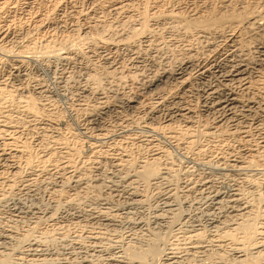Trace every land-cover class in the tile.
<instances>
[{"label":"rangeland","instance_id":"1","mask_svg":"<svg viewBox=\"0 0 264 264\" xmlns=\"http://www.w3.org/2000/svg\"><path fill=\"white\" fill-rule=\"evenodd\" d=\"M10 1L8 2L11 3L9 4L11 7L4 10L5 12H0V33L9 27L7 31L5 30V39L0 40V80L7 81L5 82L6 91L13 95L0 98L2 99L0 101V109L2 108L0 110V150L3 147L2 143L10 144L5 145L3 147H6L5 149L2 148L3 152L9 150L7 153L18 150L16 148L20 150L25 145V151L30 153L32 159L30 168L28 164H25L24 159L22 160L24 157L15 152L12 161L10 159L8 163L3 164L0 161L2 177H0L2 179H0V234L4 233L3 231L11 232L9 242L0 244V250L4 249L0 252V264H38V262H29L28 256L26 258L27 247L32 242H37L36 244L44 250L47 249L46 254L53 255L49 258L50 260L40 264H106L105 259L111 255V252H121L127 247L143 252L153 244L156 249L158 248L159 253H163L165 249H172L176 256L179 255L178 264H233L228 241L220 234L227 227H236V223L242 220L240 217L229 218L228 214L238 213L237 208L238 210L247 208L249 218L253 215L258 220L264 234V149L257 150L255 147L264 135V124L256 127L257 129L255 126L246 125L247 144L240 139L239 133L234 132L236 135H229L232 122L223 124L217 134L209 137L203 134L204 126L211 127L215 118L197 108V101L205 99L201 91L204 85L213 81L212 79L201 82L191 81L184 92L179 91L172 80H166L159 83L150 93L144 94L143 99H139L141 101L139 105L128 110L119 109L113 97L125 93L130 96L137 94L142 82L155 75L156 71L166 67V69L171 68L177 61L180 63L184 47L189 43L192 47L195 45L193 49L198 50V55L202 53V56L199 55L201 59L209 57L203 53L212 54L215 50L213 47L218 46L220 47L216 50L225 55L224 50L227 48L225 49L224 46L226 45L219 38L210 37L203 47H200L201 43L197 45L195 38L199 36L193 29L184 30L182 27L184 21L202 12L205 13L207 9L208 12L213 10L223 12L233 8L236 10L245 3H247L246 6L249 4L248 7L252 11L259 10L258 8L263 6L262 9L260 8V11H263L264 2L248 0V3L247 0H240L241 5L239 0H58L60 4L57 3L55 6L58 9L54 10L53 0ZM113 2L128 4L125 3L127 6L120 8L119 10H122L120 12L114 10ZM230 2L232 6L235 5L233 8ZM251 3L254 6L258 5L254 7ZM30 5H33L32 8ZM38 16L44 18L40 19ZM37 18L40 19L41 25L36 24ZM141 21L146 28H149L147 31L144 27L146 37L143 34H136V31L141 28ZM7 22L10 25L6 24V26ZM93 24L95 26H92ZM89 25L90 29L92 28L91 31ZM83 32L87 33H85L87 37ZM256 35H253V32L241 34L240 44H243L244 52L249 51L245 53V57L250 60L251 65L255 63L253 60L258 58L255 51L251 50L262 39L260 38L262 36ZM45 43L52 47L53 55L44 48ZM210 44L213 46L212 51L211 47L210 49L207 47ZM67 51H72V54L70 53V58L66 61H60L56 57L55 53L64 55ZM262 73L259 71L253 76L257 80L261 77L263 79ZM257 87L258 85L255 88ZM20 89L23 94L18 92ZM259 89L260 87L255 90ZM255 90L251 91L255 92ZM83 92H89L91 95H85ZM100 92L106 95L108 105H113L106 114L104 111L98 114L95 111L92 112V107H96L95 94ZM26 95L34 101L40 113L38 116L33 117L23 113L20 102L23 103L21 100H24ZM176 97H181L179 105H188L193 109L195 107L193 112H196V116L193 115L192 119L196 122L191 120L190 125L193 126L189 127V131L187 130L190 139L187 133V137L185 135L171 140L165 134L166 132L154 131L157 128L155 126L166 121L165 110L172 108L171 103L177 100ZM183 98L186 99L183 100ZM160 99L164 100L162 104ZM143 104L153 107L158 122L156 118L153 120L147 116ZM2 115H6V118ZM89 116L93 118L91 124L85 120ZM174 123L175 128L179 125L181 127V123ZM229 124L230 126H227ZM12 140L14 144L10 143ZM11 146L16 150L14 148L11 150ZM250 148L258 151L259 154L255 151L254 157L248 158L247 152ZM239 155L241 158L238 157ZM15 156L20 160H16ZM46 157H50V160L48 158L46 159L48 161L43 163L41 160ZM118 158L121 159L120 162ZM154 158L157 159L159 172H163L159 174L158 179L156 177L149 183L136 180L137 184L136 182L134 185L130 184V177L134 175V172L140 169L143 163ZM235 158L243 164L231 167L225 163L227 161H224ZM64 162L69 163L68 166L64 165ZM10 163L18 166L19 170L16 173L10 174V171L5 168V164L10 165ZM21 163L24 164L21 165ZM239 165L242 166L239 167ZM73 181L78 183L76 187H72ZM2 182H4L3 185H1ZM207 185L210 187H206ZM132 191L136 201L129 197L128 193ZM166 192L172 193L171 199ZM214 194L222 197V202L216 206L217 208L220 206L219 209L214 206L207 207ZM230 196L239 198L236 201V208H231L232 206L227 203L226 199ZM165 198H169L168 204L177 208L178 217L171 218L172 215L165 211ZM17 205L21 207L20 211L24 210L21 211L22 220L11 219L13 217L9 210L11 211ZM88 210H93L101 220L103 215H107L108 219H112L114 227L92 221L90 218H83L85 211ZM156 217L160 223L155 224L152 221ZM211 222H215L216 226H213L214 223L211 225ZM135 225L141 229L133 227ZM194 228H203L200 231L202 242L200 240L196 242L193 239L185 240V232L190 234L189 231ZM217 239L224 240L225 244L221 246V249L216 246ZM197 243H200V246ZM192 245H198L200 249L196 251L191 247ZM159 256L147 260L145 264H161ZM156 259L157 261H151ZM261 262L264 263V260L259 263Z\"/></svg>","mask_w":264,"mask_h":264},{"label":"bare ground","instance_id":"2","mask_svg":"<svg viewBox=\"0 0 264 264\" xmlns=\"http://www.w3.org/2000/svg\"><path fill=\"white\" fill-rule=\"evenodd\" d=\"M1 4H0V12L4 11V10H7L9 7V4H11L10 0H0ZM10 1V2H8ZM30 1V0H29ZM35 1V0H34ZM61 1V0H60ZM79 1V0H78ZM112 1V0H111ZM118 1V0H116ZM123 1V0H122ZM127 1V0H126ZM131 1V0H130ZM129 1V2H130ZM134 1V0H133ZM244 1V0H242ZM25 2V1H24ZM41 2V1H40ZM59 1L58 0H53L52 1V8L54 10H57L58 8L55 6ZM88 2V1H87ZM100 2V1H99ZM121 2V1H120ZM145 2V1H144ZM248 2V0H247ZM251 2V1H250ZM253 2V1H252ZM257 2V0H256ZM262 2H264V0H262ZM261 2V4H263ZM15 3V2H14ZM14 3H12L14 5ZM32 3V2H31ZM108 3V2H107ZM127 3V2H125ZM121 4L119 2H113L114 6H115V9L114 10H119L120 8L122 7H125L127 6V4ZM133 3V2H132ZM131 3V4H132ZM229 3V1H228ZM237 3V2H235ZM239 3H240V0H239ZM237 3V4H239ZM249 3V2H248ZM26 4V3H25ZM40 4V3H39ZM47 4V3H46ZM60 4V3H58ZM91 4V3H90ZM99 4V3H98ZM241 4V3H240ZM247 4V3H245ZM242 5V7H240L239 9H234L233 6H235L233 4V6L231 5V2H230V5L232 6L233 9H228L226 11L222 10L220 12H216L214 11H207L205 13H200L198 14L197 16L195 17H192L191 19L187 20V21H184V26L183 29L185 30H190V29H193L195 31V33L197 34V38H195L197 41V45H199L200 43L202 44V46L200 47H203L205 45L203 44H207L208 41H209V38L211 37L212 39H214V37H216L217 39L219 38L220 40H222L226 46H224V48L226 47L227 50H224L226 51L225 55L223 56L222 54L219 53L218 50H216L217 48L216 47H213L210 45H207V47H211V51H212V47L215 48V50H213L212 54L211 53H203V54H207L209 55V57H205L203 59L199 58L200 56H202L201 54L198 55V50L196 51L195 49H193V47L195 46H190L192 44H187L184 48V53L180 59V63H178V61L176 62L175 65H173V67L171 68H162V69H157L159 71H156L155 75L153 74L151 77L147 78L146 80H142V84H141V87L140 89L138 90V93L135 94V95H129V94H122L121 96H114L113 98L116 100V104H117V107L119 109H127L128 108H135L136 105H139L141 101H139L140 98H142V96H144V94H148L151 92V90L155 89L157 87V85L159 83H163L164 81L166 80H172L173 84L176 86V88L181 91V92H184L186 87L188 86L189 82L191 81H197V82H201V81H205V80H208V79H212L213 81L209 84L207 83L206 85L203 86V89L201 91L202 95L205 96V99L202 100V101H197V108H199L200 110L204 111V112H207L209 113V115L211 116H214V121L211 125V127H205L204 126V132L203 134H206V136L208 135V137L210 135H214L215 133L217 134V131H219V129L223 126V124L225 123H229V122H232V126L229 127L231 128V130L229 131V135L231 136L232 134L233 135H236V133H239V137L240 139L243 141V143H246L247 144V141H248V132L246 131L247 129H245L247 126H255V129H257L256 127H259L261 124H264V78L262 79H258L257 78H254V74L256 73H259L260 72H263L262 74L264 75V10L263 11H260V8L262 9V7H259L257 9H253L254 11H252L248 5ZM256 4V3H255ZM16 5V4H15ZM111 5V4H110ZM251 5L254 6V4L251 3ZM258 5V4H257ZM257 5H255L254 7H257ZM31 6V5H30ZM33 6V5H32ZM31 6V8H32ZM130 6V4H129ZM128 6V7H129ZM138 6V5H137ZM198 6V5H197ZM215 6V4H214ZM221 6V5H220ZM229 6V5H228ZM230 6V8H231ZM239 6V5H237ZM15 8V6H12ZM28 7V6H27ZM132 7V6H131ZM213 7V6H212ZM216 7V6H215ZM253 7V8H254ZM26 8V7H25ZM45 8V7H44ZM113 8V7H112ZM127 8V7H126ZM125 8V9H126ZM136 8V7H135ZM197 8V7H196ZM214 8V7H213ZM225 8V7H223ZM238 8V7H237ZM252 8V7H251ZM27 9V8H26ZM34 9V7H33ZM111 9V8H110ZM227 9V8H226ZM29 10V9H28ZM124 10V8H123ZM138 10V9H137ZM196 10V9H195ZM256 10V11H255ZM10 10H8L9 12ZM13 11V10H12ZM15 11V10H14ZM13 11V12H14ZM27 11V10H25ZM32 11V10H31ZM59 11V10H58ZM61 11V10H60ZM72 11V10H71ZM120 12L122 10H119ZM144 11V9H143ZM5 12V11H4ZM29 12V11H28ZM33 12V11H32ZM31 12V13H32ZM52 12V11H51ZM50 12V13H51ZM12 13V12H11ZM49 13V14H50ZM89 13V12H88ZM119 13V12H118ZM157 13V12H156ZM5 14V13H4ZM3 14V15H4ZM28 14V13H27ZM26 14V15H27ZM33 14V13H32ZM42 14V13H41ZM145 14V13H144ZM153 14V13H152ZM2 15V16H3ZM9 15V14H8ZM14 15V14H13ZM39 15V14H38ZM87 15V14H86ZM174 15V14H173ZM172 15V16H173ZM1 16V15H0ZM43 16V15H42ZM41 16V18H42ZM88 16V15H87ZM177 16V15H176ZM194 16V15H193ZM17 17V16H16ZM39 17V16H38ZM149 17V16H148ZM154 17V16H153ZM4 18V17H3ZM9 18V17H8ZM40 18V17H39ZM40 18V19H41ZM44 18V17H43ZM42 18V19H43ZM85 18V17H84ZM147 18V17H146ZM163 18V17H162ZM190 18V17H189ZM11 19V18H10ZM14 19V17H13ZM36 19V18H35ZM38 19V18H37ZM40 19H38L36 21V24L37 23H40ZM143 19V18H142ZM2 20V19H1ZM4 20V19H3ZM19 20V19H18ZM46 20V19H45ZM44 20V22H45ZM57 20V19H56ZM174 20V19H173ZM13 20H11L12 22ZM90 21V20H89ZM2 22V21H1ZM4 22V21H3ZM24 22V20H23ZM56 22V21H55ZM144 22V21H143ZM43 23V22H42ZM48 23V22H47ZM10 25V23L8 24L5 23V25ZM24 24V23H23ZM44 24V23H43ZM56 24V23H55ZM141 28L138 29L135 33L136 34H143L144 37H146V31L144 29L145 25L144 23H142L141 21ZM6 25V26H7ZM13 25V24H12ZM27 25V24H26ZM38 25H41L38 24ZM156 25V24H155ZM176 25V24H175ZM178 25V24H177ZM5 26V27H6ZM14 26V25H13ZM35 26V25H34ZM92 26H95L94 24ZM91 26V27H92ZM123 26V25H122ZM38 29H39V26H37ZM36 27V28H37ZM9 28V27H8ZM6 28L5 30L7 31ZM12 28V27H11ZM16 28V27H15ZM21 28V27H20ZM35 28V29H36ZM42 28V27H41ZM46 27H44L45 29ZM146 28V27H145ZM43 29V28H42ZM48 29V28H47ZM50 29V28H49ZM89 29H90V25H89ZM89 29H86L87 31H89ZM92 29V28H91ZM90 29V31H91ZM147 31H148V27L146 28ZM2 30V29H1ZM5 30L4 32L0 33V40L2 39H5ZM15 30V29H14ZM46 30V29H45ZM79 30V29H78ZM78 30L76 32H78ZM85 30V29H84ZM136 30V29H135ZM172 30V29H171ZM150 31V30H149ZM10 32V31H9ZM56 32V31H55ZM80 32V31H79ZM190 32V31H189ZM193 32V31H191ZM243 32H249L250 34L253 32V35L257 34L256 36H262L260 38L261 41L260 42H257L253 49L251 51H255L256 53V60H253V62H255L253 65H251L250 63V60H248L246 57H245V53H249L248 50H245V52L243 51L244 48H243V44H240L241 43V34ZM86 32H83L84 36L87 37V33L85 34ZM149 33V32H148ZM9 34V33H8ZM52 34V33H51ZM138 34V35H139ZM145 34V35H144ZM196 34H193V35H196ZM102 35V34H101ZM188 35V34H187ZM46 36V35H45ZM76 36V35H75ZM74 36V37H75ZM83 36V37H84ZM97 36H100V35H97ZM63 37V36H62ZM73 37V38H74ZM153 37V36H152ZM156 37V36H155ZM256 37V38H257ZM18 38V37H17ZM90 38V37H89ZM122 38V37H121ZM154 38V37H153ZM243 38V36H242ZM15 39V38H14ZM68 39V37H67ZM76 39V37L74 38ZM78 39V38H77ZM81 39V38H80ZM79 39V41H81ZM85 39V38H83ZM87 39V38H86ZM109 39V38H108ZM244 39V38H243ZM259 39V38H258ZM50 40V39H49ZM48 40V41H49ZM88 40V39H87ZM99 40V39H98ZM150 40V39H149ZM245 40V39H244ZM7 41V40H6ZM51 41V40H50ZM61 41V40H60ZM73 41V40H72ZM86 41V40H85ZM100 41V40H99ZM102 41V40H101ZM107 41V40H106ZM148 41V40H146ZM212 41V40H211ZM216 41V40H215ZM9 42V41H8ZM65 42V41H64ZM63 42V43H64ZM70 42V41H69ZM75 42V41H74ZM91 42V41H90ZM96 43V41H93V43ZM112 42V40H111ZM149 42V41H148ZM222 42V43H223ZM253 42V41H252ZM5 43V42H3ZM59 43V42H58ZM76 43V42H75ZM78 43V42H77ZM86 43V42H85ZM147 43V42H146ZM212 43V42H211ZM215 43V42H214ZM34 44V43H33ZM46 45H44V48L47 49L49 51L50 54H54V52L52 51V47L49 46L48 43H45ZM72 44V43H71ZM84 44V43H83ZM87 44V43H86ZM149 44V43H148ZM153 44V43H152ZM200 44V45H201ZM250 44V43H249ZM248 44V45H249ZM2 45V43H1ZM75 45V44H73ZM72 45V46H73ZM95 45V44H94ZM150 45V44H149ZM162 45V44H161ZM213 45V44H212ZM216 45V44H214ZM6 46V45H5ZM62 45L60 44V47ZM93 46V44H92ZM159 46V45H158ZM217 46V45H216ZM245 46V45H244ZM56 47V46H55ZM58 47V45H57ZM56 47V48H57ZM63 47H64V44H63ZM156 47V46H155ZM207 47H204V48H207ZM27 48V46H26ZM29 49L31 47H28ZM54 48V47H53ZM78 48V47H77ZM122 48V47H121ZM153 48V47H152ZM196 48V47H195ZM198 48V47H197ZM225 48V49H226ZM243 48V50H242ZM4 49V48H3ZM55 49V48H54ZM59 49V48H58ZM68 49V48H66ZM79 49V48H78ZM110 49V48H109ZM156 49V48H155ZM202 49V48H201ZM210 49V48H209ZM33 50V49H31ZM56 50V49H55ZM203 50V49H202ZM222 50V49H221ZM94 51V50H93ZM158 51V50H157ZM206 51V50H205ZM81 53V51H79ZM210 52V51H209ZM244 52V53H243ZM72 54V51H67V53H65L64 55H61V54H57L55 53L56 57L60 60V61H66L67 59L70 58V55ZM75 53V52H74ZM148 53V52H147ZM182 53V52H181ZM222 53V52H221ZM254 53V52H253ZM79 54V53H78ZM211 54V56H210ZM75 55V54H73ZM97 55V54H96ZM152 55V54H150ZM76 56V55H75ZM136 56V55H135ZM17 57V56H16ZM105 57V56H104ZM138 57V56H137ZM149 57V56H148ZM82 58V57H81ZM73 59V58H72ZM143 59V58H142ZM251 59V58H250ZM112 61V60H110ZM135 61V59L133 60ZM137 61V60H136ZM143 61V60H142ZM252 61V60H251ZM18 62V61H17ZM68 62V61H67ZM66 62V63H67ZM108 62V60H107ZM115 62V61H114ZM18 63H21V62H18ZM64 63V62H63ZM143 63V62H142ZM13 64V63H12ZM109 64V63H108ZM4 65V64H3ZM112 65V64H111ZM138 65V64H137ZM142 65V64H141ZM21 66V65H19ZM13 67V66H12ZM16 67V65H15ZM109 67V66H108ZM123 68V67H122ZM121 68V69H122ZM2 69V68H1ZM6 69V68H5ZM89 69V68H88ZM137 69V68H136ZM12 70V69H11ZM10 70V71H11ZM21 70V69H20ZM123 70V69H122ZM129 70V68H128ZM127 70V71H128ZM86 72V71H85ZM21 73V72H20ZM88 73V72H87ZM153 73V72H152ZM3 74V73H2ZM18 74V73H17ZM90 74V73H89ZM254 75V76H253ZM18 76V75H17ZM89 76V75H88ZM130 76V75H129ZM259 76V75H258ZM262 76V75H261ZM136 77V76H135ZM132 78V77H131ZM7 82V81H5ZM5 82L4 81H1L0 80V98L3 99V97H9V95H11L8 91H6V85H5ZM165 85V84H164ZM170 85V83H169ZM258 85V87H260L259 90H255V89H258L255 88L256 86ZM106 86V85H105ZM136 86V85H135ZM162 86V85H161ZM205 87V88H204ZM21 88V87H20ZM172 88V87H171ZM175 88V89H176ZM191 88V87H190ZM8 89V88H7ZM164 89V88H163ZM168 89V88H167ZM10 90V89H9ZM89 90V89H88ZM170 91V89H168ZM187 90V89H186ZM251 90H255V92L251 91ZM18 91V90H17ZM18 92H21V94H23L20 89V91ZM29 93V92H28ZM85 95L87 94H90L89 92H83ZM134 93V92H133ZM136 93V92H135ZM156 93V92H155ZM169 93V92H168ZM175 93V92H174ZM187 93V92H186ZM185 93V95H186ZM189 93V92H188ZM187 93V94H188ZM131 94V93H130ZM13 95V94H12ZM91 95V94H90ZM88 95V96H90ZM168 95V94H167ZM246 95V97H245ZM20 96V95H19ZM32 96V95H31ZM94 96V95H93ZM151 96V95H150ZM179 96H181L179 94ZM11 97V96H10ZM21 97V96H20ZM165 97V95H164ZM163 97V98H164ZM245 97V99H243ZM23 98V97H22ZM20 98V99H22ZM95 98H96V107H92V112H96L98 114L101 113V112H109L112 108L113 105L109 106L108 105V102H107V97L106 95H103L101 92L100 93H96L95 94ZM109 98V97H108ZM153 98V97H152ZM162 98V97H161ZM181 97H176V101L174 103H171L173 104L172 105V108H167L165 110V113H166V121L164 122H159L160 125H157L155 127L157 128H153L154 131H157V132H166L165 134L169 136V138L172 140L173 138H177L178 137H181V136H185L186 133H187V130L189 131V127L191 126L190 124H192L191 120L193 121L192 117L193 115H195V113L193 112L195 110V107L193 109V107H189L188 105H179L181 102ZM0 99V101L2 100ZM34 99V98H33ZM82 99V98H80ZM85 99V97H84ZM87 99V97H86ZM143 99V98H142ZM150 99V98H149ZM186 99V98H185ZM183 98V100H185ZM161 100V104L162 102L164 101L163 99H160ZM7 101V100H6ZM23 101V103L20 102V104L22 105L21 109L23 111V113H27V114H30L31 116L33 117H36L38 116L40 113H39V110L38 108L36 107L34 101L32 100V98L30 96H25L24 97V100H21ZM149 101V100H147ZM158 101V100H157ZM144 102V101H143ZM184 102V101H183ZM83 103V102H81ZM80 103V104H81ZM147 103V102H146ZM160 103V102H159ZM158 103V104H159ZM145 104V103H144ZM143 104V105H144ZM146 105V104H145ZM145 113L147 114V116L151 119H155L156 118V115H154L156 112L154 111L153 107L152 106H145ZM151 105V104H150ZM166 105V104H165ZM164 105V106H165ZM170 105V104H169ZM20 106V105H18ZM84 106V105H83ZM154 106V105H153ZM159 106V105H158ZM1 107V106H0ZM139 107V106H138ZM141 107V106H140ZM169 107V106H168ZM2 109V108H1ZM0 109V110H1ZM19 109V108H18ZM138 109V108H137ZM79 110V109H78ZM116 110V109H115ZM140 110V109H139ZM118 111V110H117ZM133 111H136V110H133ZM8 112V111H7ZM42 112V111H41ZM113 112V111H112ZM122 112V111H121ZM137 112V111H136ZM1 113V112H0ZM89 113V112H87ZM128 113V112H127ZM194 113V114H193ZM4 114V113H2ZM7 115V113H5ZM124 114V113H122ZM5 115V116H6ZM9 115V114H8ZM22 115V114H21ZM115 115V114H114ZM3 116V115H2ZM3 116V117H5ZM10 116V115H9ZM118 116V115H117ZM196 116V115H195ZM86 117V116H85ZM159 117V116H158ZM207 117V116H206ZM6 118V117H5ZM8 119H11L10 117H7ZM164 118V116H163ZM162 118V119H163ZM144 119V118H143ZM5 120V119H4ZM3 120V122H4ZM89 124H91L90 122L93 121V118H91V116H89L87 119H85ZM97 120V119H96ZM199 120V119H198ZM156 121H157V118H156ZM86 122V123H87ZM158 122V121H157ZM174 122H178V123H181V127L180 125L175 128L173 126V124H175ZM194 122V121H193ZM196 122V121H195ZM194 122V123H195ZM198 123V122H197ZM205 123V122H204ZM4 124V123H3ZM151 124V123H150ZM211 124V123H210ZM209 124V125H210ZM9 125V124H8ZM195 125V124H194ZM200 125V124H199ZM203 125V124H202ZM247 125V126H246ZM172 126L174 127L172 129ZM193 126V125H192ZM191 126V127H192ZM208 126V124H207ZM225 126V125H224ZM227 126H230L227 125ZM226 126V127H227ZM251 126V127H252ZM33 127V126H32ZM154 127V126H153ZM250 127V128H251ZM261 127V126H260ZM264 127V126H263ZM47 128V127H46ZM249 128V129H250ZM36 129V128H35ZM228 129V128H227ZM254 129V128H253ZM5 130V129H4ZM229 130V129H228ZM1 131V129H0ZM15 131V130H14ZM203 131V130H202ZM193 132V131H192ZM191 132V133H192ZM201 132V131H200ZM223 132V131H222ZM227 132V131H226ZM236 132V133H234ZM220 133V132H219ZM190 134V133H189ZM193 134V133H192ZM195 134V133H194ZM228 134V133H227ZM188 135V133H187ZM186 135V137H187ZM228 135V136H229ZM191 136V134H190ZM194 136V135H192ZM229 136V137H230ZM207 137V138H208ZM214 137V136H213ZM234 137V136H233ZM59 138V137H58ZM188 138H189V135H188ZM235 138V137H234ZM13 139V138H12ZM15 139V138H14ZM13 139V140H14ZM181 139V138H179ZM183 139V138H182ZM190 139V138H189ZM188 139V140H189ZM192 139V138H191ZM194 139H195V136H194ZM229 139V138H228ZM237 139L238 136H237ZM260 142L258 141L257 145L255 146L257 150H263L264 149V135L261 136L260 138ZM13 140L12 142L10 141V143L14 144L13 143ZM185 140V139H184ZM187 140V139H186ZM187 140V141H188ZM223 140V139H222ZM6 141V140H5ZM185 141V142H187ZM193 141V140H192ZM195 141V140H194ZM193 141V142H194ZM226 141V140H225ZM238 141V140H237ZM250 141V140H249ZM53 142V141H52ZM62 142V141H61ZM127 142V141H126ZM184 142V143H185ZM191 142V141H190ZM8 143V142H7ZM17 143V142H16ZM188 143V142H187ZM192 143V142H191ZM249 143V142H248ZM9 144V143H8ZM7 144V145H8ZM11 144V145H12ZM56 144L57 143V140H56ZM64 143H62L63 145ZM3 147L5 145L2 143ZM6 145V146H7ZM10 145V144H9ZM22 145V144H21ZM253 145V144H252ZM14 146V145H13ZM19 146V145H18ZM25 146V145H24ZM22 147L20 146V150L19 148H16L18 150L15 149V147H10V149L12 150L13 148L16 150L14 151L15 153L19 154V155H22V160L24 159V162L25 164H28L29 168H30V160L32 159L30 153L26 152L25 151V147ZM64 146V145H63ZM69 146V145H68ZM191 146V145H190ZM1 147V150H0V161L3 163H8L11 159H14L12 156H14L13 154H15L14 152L11 151V153H7L8 151L6 152H3L2 150L5 149ZM9 147V146H8ZM66 147V146H65ZM3 148V149H2ZM76 148V147H75ZM231 148V147H230ZM9 149V148H8ZM29 149V148H28ZM26 149V150H28ZM232 149V148H231ZM76 151V150H75ZM256 150L250 148L247 152V156L248 158H252L254 157V152ZM30 152V151H29ZM54 152V151H53ZM72 152V151H70ZM99 152V151H98ZM245 152V151H244ZM258 152V151H256ZM55 153V152H54ZM53 153V154H54ZM65 153V152H63ZM97 153V152H96ZM16 154V155H17ZM62 154V153H61ZM68 153H66L67 155ZM71 155V153H69ZM232 154V153H231ZM230 154V155H231ZM259 154V152H258ZM64 155V154H63ZM62 155V156H63ZM31 156V157H30ZM68 156V155H67ZM243 156V155H242ZM257 156V155H256ZM17 158V156H15ZM51 157V156H50ZM50 157H46V158H42L43 160V163L44 162H47L49 158L50 160ZM55 157V155H54ZM53 157V158H54ZM72 157V156H71ZM97 157V156H96ZM157 157V156H156ZM234 157V156H233ZM231 157V158H233ZM240 157V155L238 156ZM56 158V157H55ZM54 158V159H55ZM64 158V157H63ZM241 158V157H240ZM247 158V159H248ZM20 160V158H17L16 160ZM67 159V158H66ZM70 159V158H68ZM225 159V158H224ZM239 159V158H237ZM246 159V158H245ZM60 160V159H59ZM119 162H120V158H118ZM116 160V162L118 161ZM157 160V159H156ZM156 160L154 158V160H151V161H146L145 163H141V167L138 166V168L140 167V169H138L137 171L134 172V175H132L130 177V180H131V183L132 185H134V183L136 182V180L138 181H142V182H145V183H149L151 181H154L157 177L158 179V176H160L159 174H162L163 172L161 171V173L159 172V168L157 167V163H156ZM218 160V159H217ZM15 161V160H13ZM39 160V162H41ZM224 161H227L225 162L227 165L231 166V167H234V166H237L238 167V164H243L242 162H239L238 160L235 159H232V160H224ZM246 161V160H245ZM252 161V160H251ZM17 162V161H16ZM66 162V161H65ZM64 162V165L66 164ZM68 162V161H67ZM14 163V162H13ZM33 163V162H31ZM41 163V165L43 164ZM54 163V162H53ZM17 164V163H16ZM19 164V163H18ZM24 164V163H21V165ZM39 164V163H37ZM46 164V163H45ZM69 164V163H68ZM68 164H66L68 166ZM117 164L119 165V163L117 162ZM11 165V166H10ZM10 165H6L5 164V168L8 169L10 171V174L12 173H16L19 169H18V166L17 165H14V164H11ZM116 165V164H115ZM123 165V164H122ZM121 165V166H122ZM1 166V165H0ZM8 166V167H7ZM26 166V165H24ZM23 166V167H24ZM32 166V165H31ZM39 166V165H38ZM44 166V165H43ZM43 166H41L43 168ZM60 166V165H59ZM72 166V165H71ZM242 166V165H241ZM239 165V167H241ZM246 166V165H245ZM249 166V165H248ZM35 167V166H33ZM63 167V165H62ZM61 167V168H62ZM66 167V166H65ZM120 167V165H119ZM137 167V166H136ZM3 168V167H2ZM22 168V167H20ZM28 168V167H27ZM46 168V167H44ZM68 168V167H67ZM79 168V167H78ZM249 168V167H248ZM55 169V168H54ZM60 169V168H58ZM5 170V169H4ZM22 170V169H20ZM24 170V169H23ZM45 170V169H44ZM43 170V171H44ZM64 170V169H63ZM136 170V168H135ZM2 171V170H1ZM65 171H66V168H65ZM23 172V171H22ZM21 172V173H22ZM42 172V171H41ZM3 173V171H2ZM20 173V174H21ZM4 174V173H3ZM7 174V173H6ZM19 174V175H20ZM63 174V173H62ZM14 175V174H13ZM75 175V174H74ZM15 176V175H14ZM13 176V178H14ZM72 176V175H71ZM164 176V175H163ZM1 177V176H0ZM4 177V176H3ZM6 177V176H5ZM18 177V175L16 176ZM75 177V176H74ZM80 177V176H79ZM162 177V175H161ZM2 178V177H1ZM0 178V179H1ZM72 178V177H71ZM70 178V179H71ZM9 179V178H8ZM154 179V180H153ZM160 179V178H159ZM2 180V179H1ZM0 180V181H1ZM75 180V179H74ZM77 180V179H76ZM129 180V179H128ZM7 179L5 180V183H6ZM4 182H2L1 185H3ZM40 183V182H39ZM206 183V182H205ZM78 183L76 181H73V185L72 187H76ZM137 184V182H136ZM61 185V184H60ZM94 185V184H93ZM203 185V184H202ZM95 186V185H94ZM99 186V185H98ZM128 186V185H127ZM209 185H207L206 187H208ZM130 187V186H129ZM132 187V186H131ZM201 187V186H200ZM205 186L201 187V188H204ZM205 187V188H206ZM210 187V186H209ZM208 187V188H209ZM123 188V187H122ZM34 189V188H33ZM61 189V188H60ZM133 189V188H132ZM131 189V190H132ZM135 189V188H134ZM28 190V189H27ZM58 190V189H57ZM56 190V192H57ZM125 190V189H124ZM130 190V191H131ZM202 190V189H201ZM205 190V189H204ZM165 191V190H164ZM61 192V191H60ZM126 192V191H125ZM216 192V191H215ZM124 193V192H123ZM167 193V192H166ZM129 194V197L133 200L134 198V192L132 191V193H128ZM168 194V193H167ZM240 194V193H239ZM4 195V194H3ZM170 199L171 197L173 196L172 193L168 194ZM236 195V194H235ZM208 196V195H207ZM220 196V195H219ZM218 195H213V197L210 199V202H208L207 204V207H211L214 206H218V204L220 202H222V197L220 196L219 197ZM70 198V197H69ZM237 196H230L229 199H226L228 200V204L231 205L232 207L231 208H234L237 204H236V201L237 200ZM95 199V198H94ZM130 199V200H131ZM169 198H165V204H164V209L166 212H169L171 216V218H176V216L178 217V210L177 208H173L172 205L168 204L167 201H168ZM71 200V198H70ZM69 200V201H70ZM131 200V202H132ZM136 201V199H134ZM163 200V199H162ZM252 200V199H251ZM225 201V200H224ZM67 203V202H65ZM70 203V202H69ZM133 203V202H132ZM163 203V202H162ZM19 205V204H18ZM16 206L15 208H13L11 211L9 210L11 216L13 218H11L12 220L13 219H21L22 220V213L21 211L23 210H19V206ZM71 206V205H70ZM256 206V205H255ZM220 207V206H219ZM219 207L216 209H219ZM237 207V206H236ZM235 207V208H236ZM71 208V207H70ZM74 208V207H73ZM240 209V208H239ZM242 209V208H241ZM253 209V208H251ZM213 210V209H212ZM232 210H235V209H232ZM247 208H243L242 210H238L237 208V212L238 213H232V214H228L230 215L229 218L233 217V219H235V217H240V221L239 223H236V227H225L226 229L223 230V233L220 234V236L227 240L228 241V246H229V251H230V255H231V261L233 264H260L259 262L264 260V234H263V227H261V225L257 222L258 220L253 217H250V214L248 213V210ZM24 211V210H23ZM163 211V210H162ZM214 211V210H213ZM257 211V210H256ZM100 212V211H99ZM106 212V211H104ZM109 212V211H108ZM180 212V211H179ZM81 213V212H80ZM103 213V212H102ZM101 213V214H102ZM112 213V212H111ZM164 213V212H163ZM104 214V213H103ZM253 214V213H252ZM261 214V213H260ZM24 215V214H23ZM48 215H50V213H48ZM78 215V213H77ZM85 216H83V218H90V220H95V221H99L101 223H103L104 225L106 226H113L114 227V224L111 222L112 219H108L109 217L107 215H103V219L101 220L100 219V216H97L96 213L93 212V210H88V211H85L84 213ZM100 215V214H99ZM111 215V214H110ZM107 216V217H106ZM116 216V215H115ZM114 216V217H115ZM258 216V215H257ZM256 216V217H257ZM261 216V215H260ZM28 217V216H27ZM106 217V218H105ZM158 217V215H157ZM157 217L155 220H152L155 224L156 222H159L157 221ZM80 218V217H79ZM105 218V219H104ZM110 218H113V217H110ZM154 218V217H153ZM222 218V217H221ZM226 218V217H225ZM261 218V217H260ZM114 219V218H113ZM219 219V218H218ZM78 220V219H77ZM220 220V219H219ZM222 220V219H221ZM231 220V219H230ZM136 221V220H135ZM218 221V220H217ZM228 221V220H227ZM139 222V221H137ZM160 223V222H159ZM162 223V222H161ZM214 223V224H213ZM154 224V225H155ZM182 224V222H181ZM193 224V223H192ZM213 224V226L215 227L216 226V223L215 222H211V225ZM227 224V223H226ZM218 225V224H217ZM93 226V225H92ZM190 226V225H189ZM226 226V225H225ZM133 227H138L137 225L133 226ZM107 228V227H106ZM137 229H141V228H137ZM203 228L201 229H192L189 233L185 232V240H200L201 241V232ZM3 231V230H2ZM101 231V230H100ZM207 231V230H206ZM4 233H1L0 234V244H4L6 242H9V238L10 237V233L9 232H6V231H3ZM117 232V231H116ZM90 237V236H89ZM204 237V236H203ZM202 237V239H204ZM215 237V236H213ZM220 238V237H219ZM218 238V239H219ZM213 239V238H212ZM215 242L217 245L218 248L221 249V246H223L225 243H224V240H218ZM207 240V239H206ZM211 240V239H210ZM192 241V240H191ZM95 242V241H94ZM185 242V241H184ZM194 242V241H193ZM202 242V241H201ZM211 242V241H210ZM226 242V241H225ZM37 243V242H36ZM36 243H30L27 247V250H26V258L28 256L29 258V262L30 261H33V262H38V264H40L41 262H47L48 260H50L49 258L53 255H49L48 253L46 254V250L43 249V247L37 245ZM155 243V242H154ZM195 243V242H194ZM214 243V244H215ZM92 244V243H91ZM198 244V243H197ZM200 244V243H199ZM198 244V245H199ZM202 244V243H201ZM14 245V244H13ZM187 245V244H186ZM189 245V244H188ZM192 245L191 247L198 251L200 249V245ZM202 246V245H201ZM1 247H4V246H1ZM188 247V246H187ZM215 247V246H214ZM13 249V248H12ZM147 250H143V252L140 250L138 251L136 248H130V247H127L124 249V251L122 250L121 252H111V255L105 259L106 260V264H129V263H133V262H136L137 264H145L147 260L149 259H155V257H158L159 256V260H160V263L161 264H178L179 263V255L176 256V254L174 252H172V249H165L163 250V253L162 252H158V248L156 249V246L153 244V245H150L149 247L146 248ZM187 249V248H186ZM188 249H191V248H188ZM198 249V250H197ZM4 250V249H3ZM2 249L0 250L3 251ZM171 250V251H170ZM176 250V249H175ZM183 250V249H182ZM192 250V251H194ZM200 252V251H199ZM3 253V252H2ZM7 253V252H6ZM5 253V254H6ZM178 253V252H177ZM187 253V252H186ZM8 254V253H7ZM189 254V253H188ZM1 255V254H0ZM4 257V256H3ZM55 258V257H54ZM3 260V259H2ZM1 260V262H2ZM52 260V259H51ZM86 260V259H85ZM7 261V260H6ZM12 261V260H11ZM53 261V260H52ZM151 261H157L156 260H151ZM263 262H261L262 264ZM85 264V263H84ZM91 264V263H90ZM149 264V263H148ZM153 264V263H152ZM264 264V263H263Z\"/></svg>","mask_w":264,"mask_h":264}]
</instances>
